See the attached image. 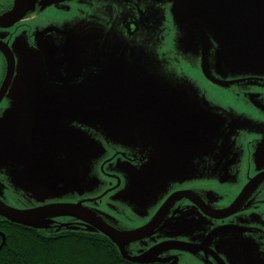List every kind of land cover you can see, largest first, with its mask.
<instances>
[{"label": "flooded vegetation", "instance_id": "flooded-vegetation-1", "mask_svg": "<svg viewBox=\"0 0 264 264\" xmlns=\"http://www.w3.org/2000/svg\"><path fill=\"white\" fill-rule=\"evenodd\" d=\"M13 2L0 0V15L11 10ZM183 3L31 0L22 20L0 29V186L10 184L25 168L37 172L24 176L25 182H55L56 188L64 184L72 195L28 204L0 201L16 210L77 206L118 234L128 235L139 230L132 226L133 219L145 217L144 227L169 198L181 193L158 225L134 243L147 240L166 223L172 226L178 216L167 217L179 207L183 224L179 247L201 253L209 264H264V134L246 137L251 139L242 142L245 154L239 164L229 156L230 148L218 147L214 161L217 153L228 158L221 165L209 161L213 166L209 177L199 154L193 155V168H188L190 105L200 104V110L195 108L198 114L206 106L221 107V96L215 91L222 87L223 70L214 56L209 68L203 67L200 53L186 54L178 44L177 28L182 25L175 12L197 23L185 13ZM18 40L27 48L22 46L20 51ZM9 58L14 60V73L3 92ZM189 72L200 77L194 90L204 101L153 100V75L182 80L183 85L175 86L188 91ZM242 79L247 85L256 80L264 90V76L233 83ZM236 110L241 116L248 114L241 103ZM258 117L264 123V116ZM183 166L188 184L163 195L155 212L150 208L142 213L140 201L147 193L170 182L165 172H178ZM218 167L226 168L234 179L221 182ZM78 169L101 190L85 195L74 177ZM63 172L71 176L62 181ZM228 208L231 212L225 214ZM61 226L99 234L68 216L54 228Z\"/></svg>", "mask_w": 264, "mask_h": 264}, {"label": "water", "instance_id": "water-1", "mask_svg": "<svg viewBox=\"0 0 264 264\" xmlns=\"http://www.w3.org/2000/svg\"><path fill=\"white\" fill-rule=\"evenodd\" d=\"M179 1H184L181 6L184 5L183 8L185 13L194 18L198 23H192L175 12L176 20L180 22L179 25H182L181 28H177V41L186 54L192 55L200 53L203 61V67L211 61L209 58L214 56L217 67H220L223 70V74L221 75L222 79L226 76V71L232 72L236 69L238 62L241 67L248 65L246 70L242 72L243 74L252 73L248 70L249 66H253L254 57L252 56V50L250 49L249 52L248 49L242 48H245L250 44H255L256 42L264 43V0ZM30 8L31 0H14L11 10L0 15V29H8L18 23L24 18ZM224 28L232 29L233 34L230 37H225L226 44L222 46L221 35H223ZM240 44L244 47L239 48L238 45ZM4 51L7 50L4 49ZM241 53H244L246 58L243 59L242 57H239V55H243ZM255 64H257V62H255L254 65ZM8 66V76L4 82L3 92L7 90L14 73L15 65L12 58L8 59ZM260 70H264V54L262 68ZM164 79L166 78L160 74L153 75V100L175 101L184 99L187 101H195L201 99V101H204L203 97L200 98L198 96V92L194 90V87L186 91L183 86H180L181 88H177L175 86L177 84L179 86L181 83L183 85L185 83L184 81L176 80L174 77H169L168 80L170 79V83H166ZM145 92L152 95L149 91ZM198 105L200 104L197 103L196 106L193 104L190 105L191 113L189 115L192 116L189 118V131L191 133L189 137L190 149L185 154V157H190V161L187 163L188 168L191 170L193 168V155L199 154L197 157L205 160L204 162L202 161V164L205 166V177H209V173L213 170V166L209 164V161H214L213 154L215 153V150L222 145L221 139L216 135L221 120L217 119L216 116L211 119L209 116L212 115L210 112L212 110L207 106L205 107L204 112L200 111V114H198V112L195 111L196 107L200 110ZM217 154H220V161L223 156L226 155L225 153ZM158 170L159 173L162 172V170ZM169 173L171 172L166 171L165 176ZM174 173L177 174L179 171H174ZM66 175L69 177L71 176L70 174L63 172L62 179ZM74 177L76 178V181L80 183L81 187H83L82 183H89V174L80 169L77 170ZM164 178L169 179V177ZM37 188H40V186ZM59 190L61 194L64 192L63 194L65 195L69 194L71 191L68 186L64 187V184L59 187ZM29 192L32 198H36L39 194L38 191L34 192L29 190ZM35 193L37 194L36 196ZM176 196L182 197L183 194L179 193L169 198L151 221H149L141 229L128 235H120L105 226L102 222H100V220L95 218L90 213L81 210L77 206L66 204L41 206L30 210H16L5 206L0 201V217L11 223L43 232L42 226L44 227V225L49 222L50 218L55 216H68L82 222L83 224L91 226L94 230H96V232H99V234L107 237L117 247L121 257L128 262H165L167 264H171L168 261L148 260L146 255L143 254L142 256L140 255V257L137 256L138 258L128 257L124 248L126 245L137 242L147 236V234H149L152 229L158 225L165 212L172 206L173 202L177 200L175 198ZM226 212H231V208H228L225 211V214H227ZM56 229H59V231L50 234H56L65 230H74L73 228H68L67 226L57 227Z\"/></svg>", "mask_w": 264, "mask_h": 264}, {"label": "rangeland", "instance_id": "rangeland-1", "mask_svg": "<svg viewBox=\"0 0 264 264\" xmlns=\"http://www.w3.org/2000/svg\"><path fill=\"white\" fill-rule=\"evenodd\" d=\"M231 28V27H230ZM230 28H224L223 29V35H221V45H225V37L232 36L233 32ZM159 35L163 36V32H160ZM19 42V40H18ZM162 44V43H160ZM21 51V47H26V44L23 42L18 43ZM149 45V44H147ZM239 48H242V44L238 45ZM242 49H248L250 52V49L253 53V66H249L248 70L252 73H245L243 74L247 68L248 65H244L245 67H241L239 65V62L236 65V69L232 72L226 71V76L224 79H222L223 83H221L222 87L220 90L215 91V94H220V100H221V107L218 106L215 109L212 110V115L209 117L212 119V117L216 116L217 119H220V126L218 127V131L216 132L217 137H219L222 141V145L220 148L222 150H225L227 148H230V152L232 155L233 160H237V164L240 163V158L242 155L245 154L243 152V144L242 142L251 138L246 139L247 136L256 134H264V123L260 122L259 115L264 116V90H260L261 87H258L257 83L258 81L253 80V85H247L248 83L245 81V79H242V82H236L233 83L236 80H239L241 78H249V79H259L263 78L264 76V70H260L262 68V62H263V54H264V43L256 42L255 44L247 45L245 48ZM156 52V51H155ZM243 55H239V57H242L243 59L246 58V55L244 53H241ZM213 57V56H212ZM212 57L209 59L212 60ZM191 58V57H189ZM257 62V64L254 65V63ZM195 64V63H194ZM198 67V66H197ZM197 67L194 69L197 70ZM206 67L209 68V63H207ZM259 70V71H258ZM257 72V73H256ZM189 76H186L189 78L186 81V88L190 90L192 87H194V83L197 85V82L200 81V77L195 78L193 76V73L189 72ZM203 76V74L201 73ZM170 80V79H169ZM168 79H164V81L167 83L169 82ZM232 83H225V82H231ZM170 83V82H169ZM218 88V87H217ZM198 94V93H197ZM199 96V95H198ZM214 96V95H213ZM235 97L237 98L238 102H234ZM199 99V98H198ZM201 100V99H200ZM242 104L243 107L246 109L245 113H248L246 115H242L236 110V107L239 104ZM200 105H198L199 107ZM254 113H257L258 116H255ZM252 116V117H251ZM192 117V116H190ZM216 120V119H215ZM239 140H241L239 142ZM230 143V144H229ZM186 153V152H185ZM220 156L217 155V157ZM228 158L227 155L223 156L222 163L220 162V157L217 158V161H214V163L223 164L224 161ZM181 158L179 157V163H181ZM236 163V161H234ZM226 164H230L226 162ZM219 169V167H218ZM220 170V169H219ZM226 168H222L220 170L221 179L223 181L221 182H229L234 179L233 176L230 175V173H227ZM48 172V168L45 170ZM12 174V171H9V174ZM16 173V172H14ZM21 174H19L18 178H15L14 180L10 179V184H4L0 186V199L1 201H8V202H21L20 200L24 201L25 203L30 202H40V201H50L52 198L57 197L59 195L61 196V199H68L71 198L72 195L69 194H61L60 190L57 186V183L48 182V183H40V184H30V181L25 182L23 179L26 175L35 176L37 172H32L31 170L23 169L20 171ZM90 176L94 179H96L97 174L94 172L90 173ZM69 176L66 175L62 181ZM167 177H170V182L163 187H156L152 189L150 192L147 193V196L144 197L143 201H140V211L142 213H146L147 210L152 208L153 212L156 211L158 208V204L162 202L163 195L167 194L170 191L176 190L178 188L184 187L189 182V175L186 172L185 167H180L179 173H169ZM168 179V178H167ZM88 180H92L90 177ZM25 183V184H22ZM159 183V182H158ZM39 185L40 188H37ZM56 185V186H55ZM84 187V194L91 196L94 192H98L101 190V186H94L90 185V183L85 184L82 183ZM30 188V189H28ZM29 190L32 191H38L39 194L35 193L36 198H32ZM24 197V198H23ZM32 200V201H31ZM264 200V197H263ZM39 204V203H36ZM136 206V211H137ZM138 210V211H139ZM181 213L179 207L175 208L173 210V215L171 217H167L169 219H174L176 216L179 219H175L172 223V226H169L164 224L161 226L158 231L154 234H152L147 240H144L140 243H133L126 245L124 250L128 257L131 258H138L140 255H146V258L148 260H157V261H168L171 264H209L206 263V261L203 258L204 257L201 253H192L190 251H187L188 249L181 248L178 245H183V224H182V218L179 216ZM63 218V216H55L53 218L49 219V222L42 226V230L45 233H53L58 232L59 229H55L56 223ZM134 222L132 226L138 227L139 229L142 228L143 222H145V217H137L136 219H133ZM165 221V220H164ZM142 225V226H141ZM216 225H225L223 224H216ZM66 227V226H65ZM53 228V229H52ZM137 228V229H138ZM76 230V228H73ZM228 238V236H226ZM229 240V238H228ZM156 242V243H155ZM155 244L154 247H149L150 245ZM158 247V248H157Z\"/></svg>", "mask_w": 264, "mask_h": 264}, {"label": "trees", "instance_id": "trees-1", "mask_svg": "<svg viewBox=\"0 0 264 264\" xmlns=\"http://www.w3.org/2000/svg\"><path fill=\"white\" fill-rule=\"evenodd\" d=\"M0 264H167L131 263L95 231L43 233L0 219Z\"/></svg>", "mask_w": 264, "mask_h": 264}, {"label": "bare ground", "instance_id": "bare-ground-1", "mask_svg": "<svg viewBox=\"0 0 264 264\" xmlns=\"http://www.w3.org/2000/svg\"><path fill=\"white\" fill-rule=\"evenodd\" d=\"M171 150V149H170Z\"/></svg>", "mask_w": 264, "mask_h": 264}]
</instances>
